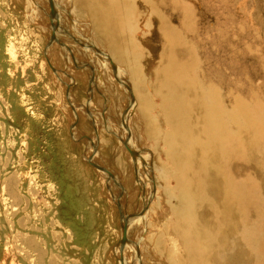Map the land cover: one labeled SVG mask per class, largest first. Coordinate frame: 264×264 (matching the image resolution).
<instances>
[{"label":"rangeland","instance_id":"rangeland-1","mask_svg":"<svg viewBox=\"0 0 264 264\" xmlns=\"http://www.w3.org/2000/svg\"><path fill=\"white\" fill-rule=\"evenodd\" d=\"M165 1L167 7L171 0ZM175 2V13L164 11L170 25L161 26V31L177 34V48L185 58L192 57L197 78L202 68L221 62L233 95L238 94L256 123L263 124L264 0ZM135 7L145 9L138 2ZM135 23L137 44H143L142 32L149 36L158 25L144 15ZM77 36L79 42L68 52L58 40L49 46L40 27L26 20L24 0H0V264H130L135 237L128 233L127 220L146 214L139 196L147 189L144 181L135 180L136 170L146 179L143 157L103 124L102 115L112 114L105 109L111 108L115 90L108 83L99 84L100 68L82 43L85 34ZM158 54L154 51L148 63L153 65ZM91 63L96 66L93 80L87 67ZM148 65L141 68L145 71ZM118 98L126 102L124 96ZM122 112L121 104L118 113ZM140 126L135 121L133 135L140 147H148ZM226 143L231 151L223 162L236 180L242 182L245 176L250 182V199L218 248V261L240 264L244 258V264H260L264 139L257 140L251 156L236 142ZM131 155H136V162ZM155 214L164 220L167 212L152 211ZM155 229L154 238H147L153 230L149 225L142 233L143 264H171L168 256L182 261L185 253L177 232ZM156 243L170 254L160 253Z\"/></svg>","mask_w":264,"mask_h":264},{"label":"bare ground","instance_id":"bare-ground-1","mask_svg":"<svg viewBox=\"0 0 264 264\" xmlns=\"http://www.w3.org/2000/svg\"><path fill=\"white\" fill-rule=\"evenodd\" d=\"M175 1H169L166 7L165 0H42L45 5L38 0H24L26 20L40 27L49 46L58 40L68 52L79 42L77 34H85L82 43L100 68L99 84L108 83L115 90L110 97L111 108L105 109L112 114L102 115V122L143 157L146 179L136 170L135 180L144 181L142 185L147 189L145 195L139 196L146 214L129 216L127 220L128 233L135 237L130 264L144 262L141 240L147 225L153 227L147 238L155 237V228L165 227L179 235L185 258L172 261L168 256V263L220 264L218 248L226 243L225 236L239 223L250 199V182L245 176L242 182L236 180L223 162L231 151L226 141L236 142L244 155L251 156L257 140L264 139V123H256L238 94L233 95L230 77L223 72L221 62L202 68L197 78L192 72V57L187 59L180 52L177 34L165 28L161 31V26L170 25L164 11L172 9V14L177 9ZM137 2L145 7L143 11L135 7ZM141 15L158 25L149 36L142 32L143 44H137L132 30L139 28L135 21ZM67 21L69 26L65 25ZM93 42L101 48H95ZM154 51L159 54L151 65L148 62ZM136 53L141 55L135 57ZM147 63L150 67H144V71L141 66ZM94 64L87 66L92 80ZM119 95L126 102L120 101ZM119 103L123 107L121 114ZM135 121L141 125L148 147H140L134 137ZM135 156L130 157L134 162ZM160 209L167 212L164 220L151 215ZM234 239L232 242H236ZM156 248L163 255L170 254L158 243ZM262 258L260 264H264L263 255ZM244 263L243 258L240 264Z\"/></svg>","mask_w":264,"mask_h":264}]
</instances>
